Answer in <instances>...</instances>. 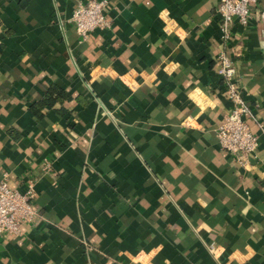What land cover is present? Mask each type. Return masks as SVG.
Here are the masks:
<instances>
[{
  "label": "crops",
  "instance_id": "obj_1",
  "mask_svg": "<svg viewBox=\"0 0 264 264\" xmlns=\"http://www.w3.org/2000/svg\"><path fill=\"white\" fill-rule=\"evenodd\" d=\"M89 1L0 0V180L38 211L0 264H264V0L228 41L218 0H109L83 38ZM221 52L254 117L243 165L216 135ZM51 84L71 100L38 118Z\"/></svg>",
  "mask_w": 264,
  "mask_h": 264
},
{
  "label": "built area",
  "instance_id": "obj_2",
  "mask_svg": "<svg viewBox=\"0 0 264 264\" xmlns=\"http://www.w3.org/2000/svg\"><path fill=\"white\" fill-rule=\"evenodd\" d=\"M255 2L256 0H218L217 13L220 17L219 31L222 40L230 39L235 23L247 26L251 6ZM108 5L109 0H91L77 6L71 16L77 35L86 38L94 30L106 27L105 12ZM261 18L264 20V11ZM215 74L223 86L224 98L232 104L216 131L219 146L231 154L239 165L247 164L248 159L255 157L257 148V138L246 122L247 118L254 120V117L238 86L236 68L225 52L217 57ZM33 200L32 184L24 192H19L8 185L6 175L0 180V237L4 234L21 236L22 226L36 220L38 211Z\"/></svg>",
  "mask_w": 264,
  "mask_h": 264
},
{
  "label": "trees",
  "instance_id": "obj_3",
  "mask_svg": "<svg viewBox=\"0 0 264 264\" xmlns=\"http://www.w3.org/2000/svg\"><path fill=\"white\" fill-rule=\"evenodd\" d=\"M70 100L71 96L68 93H66L57 85L51 84L44 93L43 97L38 102L30 106V112L34 116L42 118V112L44 109L53 108L55 105H60L61 107L56 111L60 115H63L65 110L62 105ZM76 100L82 104L85 103L84 101H81L80 98H77Z\"/></svg>",
  "mask_w": 264,
  "mask_h": 264
},
{
  "label": "rangeland",
  "instance_id": "obj_4",
  "mask_svg": "<svg viewBox=\"0 0 264 264\" xmlns=\"http://www.w3.org/2000/svg\"><path fill=\"white\" fill-rule=\"evenodd\" d=\"M257 3H258V0H256L255 5H257Z\"/></svg>",
  "mask_w": 264,
  "mask_h": 264
}]
</instances>
